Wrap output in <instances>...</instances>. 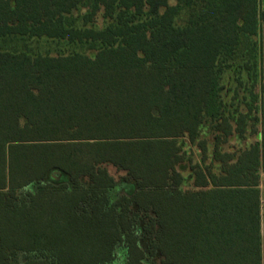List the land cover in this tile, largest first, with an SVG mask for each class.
Wrapping results in <instances>:
<instances>
[{
    "label": "trees",
    "instance_id": "1",
    "mask_svg": "<svg viewBox=\"0 0 264 264\" xmlns=\"http://www.w3.org/2000/svg\"><path fill=\"white\" fill-rule=\"evenodd\" d=\"M88 2L85 26L115 24L72 26ZM262 23L261 0H0V37L99 45L0 50V264H110L119 243L127 264H263ZM108 166L131 183L114 203Z\"/></svg>",
    "mask_w": 264,
    "mask_h": 264
},
{
    "label": "rangeland",
    "instance_id": "2",
    "mask_svg": "<svg viewBox=\"0 0 264 264\" xmlns=\"http://www.w3.org/2000/svg\"><path fill=\"white\" fill-rule=\"evenodd\" d=\"M171 5H176L177 0H170ZM261 9L264 10V0H261ZM90 12V2L81 6L78 10L74 11L72 15L68 17L69 23L77 28H91L94 30H104L109 26L115 24L114 20H109L104 18L103 12H100L94 19V22L85 26L83 22V17ZM190 20V12L188 9H183L180 16L177 19V24L179 26L186 25ZM258 41L260 43V64H259V74L261 82L264 81V23L261 24L260 34L258 36ZM99 45L96 44H72L66 41H57L49 39H37V38H28V37H0V50L7 52H24L27 51L33 55H64L72 53H82L94 57L95 50ZM232 72H228L225 75L224 84L227 87H234L236 82L234 81ZM259 129L260 133L264 135V96L261 99V107L259 112ZM262 139V140H261ZM256 141H263L262 138L256 137ZM231 146L239 147V142L236 139L230 141ZM108 171L116 180V185L111 189L109 193L110 200L112 203L117 201L122 195L127 192V187L131 183L126 180V173L118 170L113 166H108ZM70 183V182H68ZM72 187V183H70ZM38 184H33L20 191V195H27L28 193L35 194L37 192ZM129 258L128 249L123 243H119L115 247L114 260L110 264H127ZM28 261L27 254L19 253L14 257L9 264H26ZM155 263L159 264L158 259L154 260ZM153 261V262H154ZM150 264V263H149Z\"/></svg>",
    "mask_w": 264,
    "mask_h": 264
},
{
    "label": "crops",
    "instance_id": "3",
    "mask_svg": "<svg viewBox=\"0 0 264 264\" xmlns=\"http://www.w3.org/2000/svg\"><path fill=\"white\" fill-rule=\"evenodd\" d=\"M263 136L264 135H262V133H261L259 137L262 138ZM261 140H260V142L264 143ZM260 192H261L262 262L264 264V173L261 174Z\"/></svg>",
    "mask_w": 264,
    "mask_h": 264
}]
</instances>
